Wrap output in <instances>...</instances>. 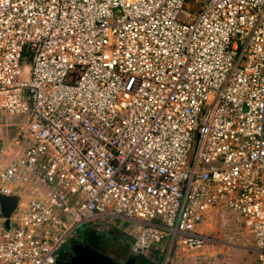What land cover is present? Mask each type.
<instances>
[{"label":"built area","instance_id":"obj_1","mask_svg":"<svg viewBox=\"0 0 264 264\" xmlns=\"http://www.w3.org/2000/svg\"><path fill=\"white\" fill-rule=\"evenodd\" d=\"M0 113V264L100 217L137 222L132 255L198 248L217 209L264 264V0H0Z\"/></svg>","mask_w":264,"mask_h":264},{"label":"rangeland","instance_id":"obj_2","mask_svg":"<svg viewBox=\"0 0 264 264\" xmlns=\"http://www.w3.org/2000/svg\"><path fill=\"white\" fill-rule=\"evenodd\" d=\"M209 216L210 219L203 225L202 229L211 240L203 246L189 250L176 247L167 249L160 243L161 250L150 249L144 255H141L146 257V260L152 264H159L164 257L169 258L171 264H258L252 248L251 238L242 227L235 212L217 209L212 211ZM110 218H98L91 223L84 222L79 225L74 231L80 235H78L72 258L82 254L77 252V249H85L83 256L90 255L92 251L101 252L94 249L85 237L82 238L81 234L84 235L91 230L96 232L100 238H103L101 236L111 228L119 227L128 233L133 232L137 224V222H126L121 219ZM1 225L8 227L9 220L4 219ZM61 249L63 248L61 247ZM129 258H135L139 261L135 256H128L127 259ZM113 260L116 261V259ZM117 262L122 261L117 260Z\"/></svg>","mask_w":264,"mask_h":264},{"label":"crops","instance_id":"obj_3","mask_svg":"<svg viewBox=\"0 0 264 264\" xmlns=\"http://www.w3.org/2000/svg\"><path fill=\"white\" fill-rule=\"evenodd\" d=\"M22 135V118L19 116H10L0 113V142L11 141L12 144L14 143V147H18L21 145ZM104 218L111 219L110 217ZM78 227L72 231L66 243L63 244V249H60L58 254L59 260L56 258L57 260L54 264H66L71 261V256L74 254V248L77 244L78 235H80L78 232H74ZM135 232L136 227L133 232L128 233L125 230L116 227L106 231V233L102 236L100 235L103 238H100L96 232L91 230L86 232L84 235L81 234V236L82 238L85 237L94 249L97 247L101 252L109 255L112 259H116V261H124L128 256H136L132 255L129 251ZM145 259L147 258L145 257Z\"/></svg>","mask_w":264,"mask_h":264},{"label":"water","instance_id":"obj_4","mask_svg":"<svg viewBox=\"0 0 264 264\" xmlns=\"http://www.w3.org/2000/svg\"><path fill=\"white\" fill-rule=\"evenodd\" d=\"M15 203L16 197L14 195L0 194V213L5 219H8V216L14 208ZM77 252L82 254L78 255L76 258H72L71 261L66 264H152L148 260L139 262L135 258H129L122 262H117L113 260L109 255L97 251H92L90 255L83 256L85 253L84 248L80 250L77 249Z\"/></svg>","mask_w":264,"mask_h":264},{"label":"trees","instance_id":"obj_5","mask_svg":"<svg viewBox=\"0 0 264 264\" xmlns=\"http://www.w3.org/2000/svg\"><path fill=\"white\" fill-rule=\"evenodd\" d=\"M95 249H98V250H99V248H97V247H95ZM99 251H100V250H99ZM135 257H136L139 261H144V260H146L145 257L142 256V255H137V256H135ZM57 259H58V256H57ZM57 259H56V260H57ZM126 259H127V258H126ZM126 259H125V260H126ZM56 260H55V261H56ZM58 260H59V259H58Z\"/></svg>","mask_w":264,"mask_h":264}]
</instances>
